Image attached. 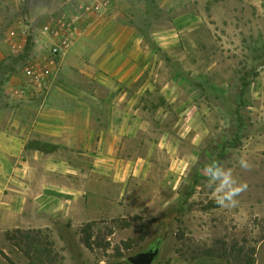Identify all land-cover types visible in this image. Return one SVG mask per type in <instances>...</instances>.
Masks as SVG:
<instances>
[{"label":"crops","instance_id":"obj_1","mask_svg":"<svg viewBox=\"0 0 264 264\" xmlns=\"http://www.w3.org/2000/svg\"><path fill=\"white\" fill-rule=\"evenodd\" d=\"M180 32L175 20L146 28L110 0L63 54L50 88L24 99L9 93L24 82L21 63L0 45V216L17 223L51 204L95 201L100 180L109 182L103 196L118 203L183 200V176L207 134ZM137 184L154 191L147 200ZM189 264L229 263L204 256Z\"/></svg>","mask_w":264,"mask_h":264},{"label":"rangeland","instance_id":"obj_2","mask_svg":"<svg viewBox=\"0 0 264 264\" xmlns=\"http://www.w3.org/2000/svg\"><path fill=\"white\" fill-rule=\"evenodd\" d=\"M69 1L0 0V45H10L12 62L23 60L35 26ZM117 3L146 28L153 23L165 30L179 21L181 51L193 54L189 84L196 85L192 95L207 135L197 162L183 176L189 181L183 200L166 206L118 203L103 196L108 181H95L100 183L95 201L51 204L17 223L0 216V264H131L130 255L155 246L159 255L153 264H189L207 248L221 252L233 244L256 248V264H264V0ZM241 157L250 170L239 167ZM213 160L247 184L235 207H220L205 187L203 168ZM136 186L143 200L154 192L148 184ZM84 187L88 190L86 182ZM87 223L93 249L82 241ZM15 229L35 235L34 245L8 240L6 232Z\"/></svg>","mask_w":264,"mask_h":264},{"label":"built area","instance_id":"obj_3","mask_svg":"<svg viewBox=\"0 0 264 264\" xmlns=\"http://www.w3.org/2000/svg\"><path fill=\"white\" fill-rule=\"evenodd\" d=\"M110 0H72L49 13L36 25L29 49L21 61L24 82L10 84L12 98L24 99L46 92L60 71L63 54L70 49L85 29L100 18ZM40 43V52L32 46Z\"/></svg>","mask_w":264,"mask_h":264},{"label":"clouds","instance_id":"obj_4","mask_svg":"<svg viewBox=\"0 0 264 264\" xmlns=\"http://www.w3.org/2000/svg\"><path fill=\"white\" fill-rule=\"evenodd\" d=\"M238 164L245 171L251 168L244 157L239 158ZM203 174L207 178L205 187L211 190L215 203L222 208L235 207L238 204L236 198L247 188L246 183L237 181L231 168L224 167L218 160L206 164L203 168Z\"/></svg>","mask_w":264,"mask_h":264},{"label":"trees","instance_id":"obj_5","mask_svg":"<svg viewBox=\"0 0 264 264\" xmlns=\"http://www.w3.org/2000/svg\"><path fill=\"white\" fill-rule=\"evenodd\" d=\"M29 49V46L27 47ZM1 65V63H0ZM36 148L41 150H45L43 145H35ZM125 226H129L130 222L128 220L124 223ZM92 223H87L81 229L82 232V241L85 245L93 249L95 246V242L93 241V234H92ZM35 235L32 236L31 232H25L23 229H15L13 231L6 232V238L14 242V244L21 246L24 242L26 246L29 248L30 246L34 245ZM39 241V240H38ZM129 243H127L128 245ZM159 246V244H158ZM157 247V246H155ZM203 256H215L225 259L229 264H256V248L251 247L248 250L243 247L236 245L223 246L222 251L218 252L216 248H207L202 253ZM6 256V255H5Z\"/></svg>","mask_w":264,"mask_h":264},{"label":"water","instance_id":"obj_6","mask_svg":"<svg viewBox=\"0 0 264 264\" xmlns=\"http://www.w3.org/2000/svg\"><path fill=\"white\" fill-rule=\"evenodd\" d=\"M159 255V248L152 247L144 251L137 252L128 257L131 264H153Z\"/></svg>","mask_w":264,"mask_h":264},{"label":"flooded vegetation","instance_id":"obj_7","mask_svg":"<svg viewBox=\"0 0 264 264\" xmlns=\"http://www.w3.org/2000/svg\"><path fill=\"white\" fill-rule=\"evenodd\" d=\"M152 248V247H151Z\"/></svg>","mask_w":264,"mask_h":264}]
</instances>
